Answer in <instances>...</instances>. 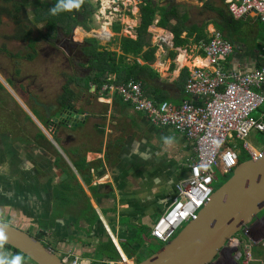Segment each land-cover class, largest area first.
<instances>
[{
    "label": "crops",
    "instance_id": "1",
    "mask_svg": "<svg viewBox=\"0 0 264 264\" xmlns=\"http://www.w3.org/2000/svg\"><path fill=\"white\" fill-rule=\"evenodd\" d=\"M93 1L100 6L101 3L105 5L103 10L106 17L103 19L106 25L110 24L107 26L110 28L106 29L109 35H104V38L101 35L95 40H105L107 44L116 43L118 38H121V42L124 39L133 42L138 40L142 25L141 6H144L141 0ZM151 2L155 10L146 33L151 36L149 42L154 50L153 63L146 61L143 56L147 48L134 56L132 51L120 45L122 49L118 48L117 55L120 56L119 60H124L123 64L147 66L153 71L155 79L147 80L149 86H142L148 97L157 96L163 100L158 102L179 105L188 99L184 94L186 75L184 80L179 81L180 76L206 66L204 54L199 50V45L204 41L196 42L197 31L190 37L183 32L180 40L186 42L176 46L174 36L158 26L160 8H167L170 4L180 6V11L185 12L184 23L189 27L194 25L198 29L202 28L203 34L209 38L211 32L218 30L213 22L218 18L214 9H225V0H206L209 4H205V0ZM197 2L201 6L192 15L190 9L197 7L194 4ZM209 12L215 17L204 19V14ZM195 17L201 19L193 21ZM236 21L238 25L242 22L253 28L252 31L243 32L238 27L225 37L236 48L235 53L225 61L224 68L240 73L259 70L264 67L260 53L261 43L264 42V22L253 16ZM170 23L174 24V20H170ZM258 23L260 28L256 26ZM75 29L79 30V27ZM113 80L111 82L115 84L116 76ZM101 87L89 86L93 96L87 100L88 110L84 111L85 115L81 118H71L73 121L80 118V121H75L77 124L71 125L66 121L70 125L69 129L59 127L64 135L67 134L65 138L64 135L58 136L59 139L61 137L64 160L61 163L59 159V163L64 173L70 171V174L67 175L69 180L65 178L64 182L53 186L52 194L49 180H44V168L39 167V163L28 166V162H22L24 159L20 163L12 150L4 148L3 138L0 139V169L4 167L0 171V218L6 221V217H9L8 224L23 229L32 227L33 230L36 222L37 227L51 217L54 222L61 220L56 229L48 228V231L52 239L58 241L56 249L60 254L71 253L80 264H107L110 261L107 255L99 254L98 250L100 244L107 241V232L103 228L105 223L118 243L129 242V263L133 264L134 260L152 254L151 250L145 249L149 240L141 238L143 234L139 237L140 224L149 228L153 216L171 202L175 195V184L188 174L192 146L180 133L152 126L115 93L101 94ZM257 91L264 94V86ZM166 138L169 142H166ZM81 159L91 166L77 169L75 163ZM66 186H69L68 190H65ZM56 190L59 194H55ZM54 204H57L59 212L51 210ZM88 217L90 219L86 220ZM84 225L89 228L85 229ZM248 227L250 230L246 227L239 233L240 237L237 236L226 245L214 264H243L245 259L247 264H264V211ZM88 238H92L90 243ZM151 241L157 243L153 239Z\"/></svg>",
    "mask_w": 264,
    "mask_h": 264
},
{
    "label": "rangeland",
    "instance_id": "2",
    "mask_svg": "<svg viewBox=\"0 0 264 264\" xmlns=\"http://www.w3.org/2000/svg\"><path fill=\"white\" fill-rule=\"evenodd\" d=\"M51 1L53 0H10L7 4L0 3V13L3 14L0 23V87L2 86V90L0 89V139L3 138L4 148L12 150L16 160L20 163L24 159L25 161L22 162H25V164L28 162V166L39 163L38 166L44 168L46 173L44 180L46 182L49 180L52 194L53 186L64 182L65 178L69 180L67 175L70 174V171L64 173L61 165L64 160H62L61 137L59 139L58 136L65 134L59 127L69 129L70 125L63 122V125L58 124L57 127L50 120L60 122L65 118H71L67 109H61L59 105L61 99L78 110L77 117L81 118L85 115L84 111L88 110L87 100L93 96L89 87L87 88L89 91L84 92L86 86H93V84L86 81V78L95 71L91 66L90 57L84 56L81 49L88 47V44L85 43L87 40H95L101 35H103L101 38H104V35H109L106 29L110 28L107 27L110 24L106 25L103 19L106 17L103 10L106 8L105 5L101 3L100 6L98 2L91 0L90 4L96 10L92 16V21L84 27L79 26L80 42L72 45L71 48L66 40L71 39L70 36L77 37L76 33L72 32L64 36L61 31L57 30L56 37L51 39L49 36H45L47 34L45 24H38L35 21L33 12L39 9L40 4L50 3ZM37 2L42 3L35 4ZM111 3L112 1H110ZM206 3L209 4L205 0ZM194 4L197 7L190 9L192 15H195L198 12L197 8L201 6L198 2ZM216 5L219 4L216 3ZM214 17L215 15L211 12L203 16L204 19ZM195 18L193 21L196 22L201 19V17ZM256 26L260 28L261 25L258 23ZM239 27L243 32L252 31L253 28L242 22L239 23ZM254 29H256L255 26ZM120 39L118 38L116 43L113 44H107L105 40H95L97 42L95 50L97 53L110 54L115 58V62H119L120 56L117 55V51L118 48L122 49ZM113 78H115L114 75H109L107 80ZM81 80L85 86L77 83ZM79 84H81L80 88ZM7 86L11 88V91ZM66 90L73 92V95ZM80 118L75 121H80ZM70 123L72 125L74 122L70 121ZM65 136L67 134L63 138ZM248 140L255 148L264 149V136L262 134L253 131L250 133ZM1 145L3 146V142ZM59 159H61V163H59ZM230 176L231 174L226 179L217 171L216 181L213 184L214 191L226 182ZM53 209H55V212H59L57 204L53 205L51 210ZM1 215L2 212H0ZM6 219L5 221L0 218V221L8 223L10 221L9 217H6ZM89 219L90 217L86 220ZM53 221L52 217L49 218L47 225ZM42 223H39L41 226L36 227V222L35 229L31 230L32 234L38 236L39 233H42L43 235H40L41 240H45L51 249L60 256V251L56 249L58 241L52 239L48 231L50 226L45 228ZM83 227L85 229L89 228L86 225ZM247 228H249L248 225ZM181 229L178 230L176 235ZM141 238L150 242L145 249L153 252L160 248L159 244L153 243L150 236L148 237L145 233ZM144 239L142 242H144ZM91 240L92 238L87 239L89 243ZM143 245L145 244L143 243ZM98 256L99 254L96 257ZM24 264L33 263L24 260Z\"/></svg>",
    "mask_w": 264,
    "mask_h": 264
},
{
    "label": "built area",
    "instance_id": "3",
    "mask_svg": "<svg viewBox=\"0 0 264 264\" xmlns=\"http://www.w3.org/2000/svg\"><path fill=\"white\" fill-rule=\"evenodd\" d=\"M225 10L234 20L253 16L264 22V0H225ZM235 48L220 31L211 32L208 43L199 45L206 66L190 72L184 85L188 99L179 105L149 98L139 82L114 84L110 79L100 88L101 94L115 93L152 126L180 133L192 146L187 176L176 184L172 202L151 224V238L162 245L209 201L217 171L223 177L230 174L241 152L250 160L262 156L263 149L255 148L248 138L253 131L264 135V94L257 91L264 86V67L250 73L225 70L224 63ZM260 53L264 60V42ZM103 225L119 255L117 262L107 264H128ZM61 262L80 264L71 253H62Z\"/></svg>",
    "mask_w": 264,
    "mask_h": 264
},
{
    "label": "water",
    "instance_id": "4",
    "mask_svg": "<svg viewBox=\"0 0 264 264\" xmlns=\"http://www.w3.org/2000/svg\"><path fill=\"white\" fill-rule=\"evenodd\" d=\"M167 206L155 214L152 221ZM263 211L264 150L258 160L238 163L228 180L212 193L196 218L172 240L133 264H214L225 246ZM60 223L61 220H56L54 225ZM0 229L7 237L5 245L17 250L31 263L64 264L61 256L31 234L32 227L26 231L0 221Z\"/></svg>",
    "mask_w": 264,
    "mask_h": 264
},
{
    "label": "trees",
    "instance_id": "5",
    "mask_svg": "<svg viewBox=\"0 0 264 264\" xmlns=\"http://www.w3.org/2000/svg\"><path fill=\"white\" fill-rule=\"evenodd\" d=\"M142 5L141 6V28L139 29L138 32V40L133 42L128 39H124L121 42V45L125 48V50H130L132 51L134 56H137L140 51L143 48H147L148 50L144 53V58L148 62L153 63V54L154 50L151 47L150 40L151 36L146 33V27L147 25L151 24V21L153 19L154 15V10L152 5L151 0H141ZM10 2V0H0V3L7 4ZM42 2H37L35 4H39ZM58 3V0H53L50 3H44L40 4L39 9L35 10L34 17L35 21L38 24L44 23L45 24V29H47V34L45 36H49L51 39L56 37V31L59 30L64 36H67L71 34V32L79 27V26H86L88 23H91L92 16L94 15V12L96 11L93 6L90 4L89 0H84L83 4L79 9H72L71 11H61L55 15L51 13V9L56 6ZM180 6L178 5H172L170 4L167 8H160L159 15H160V21L158 23V26L162 29H165L169 31L173 36H174V43L176 46L182 45L186 40H180V36L183 32L188 33V36L190 37L193 35L194 32L197 31L196 34V42L198 41H204V43H208V38H206L205 34H203V29H198L194 25L188 26L186 25L183 20V15L184 11H180ZM97 9V8H96ZM214 11L217 13L218 18L214 20V24L216 25V29L220 31L224 37L227 35L234 33L235 30L238 29L239 25L236 20H234L231 15H228L225 9L222 8H216ZM1 16L3 14L0 13V23H1ZM170 20H174V24L170 23ZM225 35H224V33ZM74 33L79 35V30L75 29ZM230 37V36H229ZM85 43L88 44V47L82 48L81 52L84 56L90 57L91 59V66L93 67L95 73L89 74L86 78V81H88L89 84H93V86H102L103 84L106 83L107 77L109 75H114L116 76V82L115 84H127L129 82H134V83H140L142 86H149L147 83V80H153L155 79V75L151 69H149L147 66L144 67H139L137 64H133V66H129L126 64H123V59L121 58L119 62H115V58L112 57L110 54L107 53H97L95 48L97 42L95 40H87ZM123 48V49H124ZM186 75V79L188 77L187 74H182L180 76L179 81L184 80V76ZM77 83H83V81H79ZM87 83V82H86ZM87 83V84H88ZM79 84V87L81 86ZM82 86H85L82 84ZM92 86V85H91ZM2 87V86H1ZM0 89L2 90V88ZM89 87L86 86L85 89ZM4 91V90H3ZM69 92V94L73 95V92L70 90H66ZM149 98L155 100V101H163L161 98H158L155 96H150ZM59 105L61 106V109H67L69 112V115L71 118H75L76 114L78 113V110L74 109L73 106H70L69 103H65L61 99V103L59 102ZM71 118H65L63 121L59 122V125H63V122L68 124L66 121L71 120ZM70 119V120H69ZM71 122H74V124H77L78 122L75 123V121L71 120ZM264 136V135H263ZM249 156H247L245 153H241L238 156V161L239 163L242 161H247L249 160ZM75 166L77 169H83L86 167H90L91 164H86L84 162V159H81L80 161L77 160V163H75ZM102 167V166H101ZM230 175V174H228ZM227 175V176H228ZM227 176H224L225 178ZM227 179V178H226ZM69 186H66L65 190H68ZM55 194H59V191L56 190ZM61 194V193H60ZM63 194V193H62ZM47 223H42L44 224L45 228H54L56 229L57 225H54V221L51 222L49 225ZM149 229L146 225L140 224L138 233L139 237L142 234H146L149 236ZM40 235H43L42 233H39L38 236H36L38 239L41 238ZM107 241L105 243L100 244L99 247V254L101 255H107L108 260L111 261H116L118 259V254L109 238H106ZM129 242H126L125 244H121L120 246L122 250L126 253H128L129 249ZM4 250L8 251L12 254H21L17 250L11 248L10 246H7L4 244ZM156 251V250H155ZM153 251V252H155ZM152 252V253H153ZM129 256H131L129 254ZM24 257V260H29L27 257Z\"/></svg>",
    "mask_w": 264,
    "mask_h": 264
},
{
    "label": "clouds",
    "instance_id": "6",
    "mask_svg": "<svg viewBox=\"0 0 264 264\" xmlns=\"http://www.w3.org/2000/svg\"><path fill=\"white\" fill-rule=\"evenodd\" d=\"M83 2H84V0H58V3L56 4V6L55 7H53L52 9H51V13L53 14V15H55V14H57V13H59V12H61V11H71L72 9H79L80 7H81V5L83 4ZM108 81V80H107ZM107 81H106V83H107ZM166 142H169L168 141V138H166ZM264 150V149H263ZM250 160V159H249ZM238 163H239V161H238ZM238 165V164H237ZM102 166V165H101ZM101 168H103V166L101 167ZM233 171V170H232ZM231 174V173H230ZM178 183V182H177ZM175 195H176V185H175ZM175 195L173 196V198L175 197ZM173 200V199H172ZM172 202V201H171ZM170 202V203H171ZM169 203V204H170ZM168 204V205H169ZM160 215V214H159ZM159 215H157V216H159ZM157 216H156V218H157ZM155 218V219H156ZM154 219V220H155ZM99 220V219H98ZM153 220V221H154ZM152 221V222H153ZM100 222V221H99ZM152 222H151V224H152ZM148 227V226H147ZM247 227V226H246ZM246 227H244V229L243 230H245V228ZM103 228L105 229V227L103 226ZM150 228H151V225L149 226V230H150ZM109 230V229H108ZM242 230V231H243ZM106 231V230H105ZM109 232H110V230H109ZM241 232V231H240ZM239 232V233H240ZM106 233V232H105ZM111 233V232H110ZM238 233V234H239ZM112 234V233H111ZM144 235V234H143ZM36 236V235H35ZM149 236H150V231H149ZM114 237V236H113ZM175 237V236H174ZM236 237H237V235L235 236V238H233V240L234 239H236ZM37 238V237H36ZM107 238H109V235L107 234ZM150 238H151V236H150ZM110 239V238H109ZM152 239V238H151ZM6 240H7V237H6V235H5V232L2 230V229H0V264H24V257H23V255L22 254H12V253H10V252H7V251H5L4 250V244H5V242H6ZM39 240H41V239H39ZM111 240V239H110ZM114 240H115V242H116V244H117V246L119 247V249H120V251H121V253L123 254V256L126 258V260H127V262H128V264H130L129 263V260H130V258H131V256H127V254L122 250V248H121V246H120V243H118L117 242V240H116V238L114 237ZM155 241V240H154ZM112 242V241H111ZM155 242H157V241H155ZM158 243V242H157ZM112 244H113V246H114V248H115V245H114V243L112 242ZM159 244V246H162V244H160V243H158ZM226 247V246H225ZM115 250H116V248H115ZM157 251V250H156ZM155 251V252H156ZM117 252V251H116ZM60 254V253H59ZM118 254V253H117ZM60 256H61V254H60ZM119 260V255H118V259L116 260V261H109V262H117ZM244 262H246V259L243 261V264H244ZM133 263H135V260L133 261Z\"/></svg>",
    "mask_w": 264,
    "mask_h": 264
},
{
    "label": "flooded vegetation",
    "instance_id": "7",
    "mask_svg": "<svg viewBox=\"0 0 264 264\" xmlns=\"http://www.w3.org/2000/svg\"><path fill=\"white\" fill-rule=\"evenodd\" d=\"M70 38L71 39H68V43L70 44V46H71V48L73 47L72 45H74V44H78L79 42H80V38H79V35H77V37H75V38H72L71 36H70ZM51 122L52 123H54V125L56 124L57 126H58V124H59V122L58 121H55V120H51ZM26 229V231H29V227H27V228H25ZM31 232V234L33 233L32 231H30ZM32 235H34V234H32ZM35 236V235H34ZM42 238V237H41ZM40 238V239H41ZM43 240V239H42ZM43 242L46 244V246L47 247H49V248H51L50 246H49V244H47V242H45V240H43ZM53 250V249H52Z\"/></svg>",
    "mask_w": 264,
    "mask_h": 264
},
{
    "label": "bare ground",
    "instance_id": "8",
    "mask_svg": "<svg viewBox=\"0 0 264 264\" xmlns=\"http://www.w3.org/2000/svg\"><path fill=\"white\" fill-rule=\"evenodd\" d=\"M108 1V0H107ZM107 7H108V5H107ZM249 232V231H248ZM127 258V257H126Z\"/></svg>",
    "mask_w": 264,
    "mask_h": 264
}]
</instances>
